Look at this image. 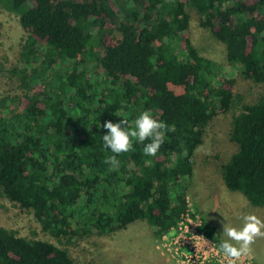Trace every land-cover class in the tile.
Here are the masks:
<instances>
[{
    "label": "trees",
    "instance_id": "obj_1",
    "mask_svg": "<svg viewBox=\"0 0 264 264\" xmlns=\"http://www.w3.org/2000/svg\"><path fill=\"white\" fill-rule=\"evenodd\" d=\"M8 3L24 39L8 69L20 93L0 98V196L31 211L60 244L0 225V264H76L64 242L138 219L157 237L175 228L189 213L182 178L192 177L194 151L218 113L233 111L237 145L221 178L264 206V0ZM191 11L224 45L227 62L262 86L254 102H242L235 78L193 46ZM145 110L172 129L156 156L135 142L121 154L104 148L106 121L131 127ZM197 230L221 239L206 220Z\"/></svg>",
    "mask_w": 264,
    "mask_h": 264
},
{
    "label": "rangeland",
    "instance_id": "obj_2",
    "mask_svg": "<svg viewBox=\"0 0 264 264\" xmlns=\"http://www.w3.org/2000/svg\"><path fill=\"white\" fill-rule=\"evenodd\" d=\"M190 38L200 55L211 59L226 76L235 78L234 92L242 102L256 100L262 86L245 79L241 75L239 64L227 62L224 45L200 25L199 16L193 11ZM23 39L24 31L18 16L10 9L8 0H0V98L20 93L17 82L9 76L8 69L16 63ZM7 105L14 107L16 102L8 101ZM238 106L234 108L237 111ZM1 108L2 106L0 110ZM232 112L213 116L206 128L203 142L194 151L193 175L182 178L187 186L191 216L160 237L155 236L153 227L146 220L138 219L129 223L125 229L113 233H92L72 238L68 244H63L75 263L187 264L182 262L180 253L172 242L179 232L185 234V230L193 227L198 220H206L214 225L219 235L222 233L220 221L224 220L222 215L236 226L241 223L240 217L244 214H255L264 220V206L252 205L242 193L229 190L221 178V165L237 150V145L229 139ZM227 221L224 220V223ZM0 225L15 229L19 235L29 239L60 244L53 235L42 231L31 211L20 208L4 196H0ZM240 260L243 263L249 261L252 264H264V236L257 237L250 246V253Z\"/></svg>",
    "mask_w": 264,
    "mask_h": 264
},
{
    "label": "clouds",
    "instance_id": "obj_3",
    "mask_svg": "<svg viewBox=\"0 0 264 264\" xmlns=\"http://www.w3.org/2000/svg\"><path fill=\"white\" fill-rule=\"evenodd\" d=\"M118 116V115H116ZM120 117V116H119ZM103 127L107 133L102 135L105 149L114 154L126 153L131 150L133 143L143 144V154L154 157L157 155L167 131L172 129L163 121L158 120L150 111L140 112L128 126V121L121 119L119 122L106 121ZM147 141V143H145ZM112 169L118 168L119 162L115 155L107 161ZM224 220L227 219L222 215ZM221 220L222 233L218 244L205 241L209 249H215L226 264H237L243 256L250 253V246L259 236H264V220L255 214H244L240 217L241 223L236 226Z\"/></svg>",
    "mask_w": 264,
    "mask_h": 264
},
{
    "label": "built area",
    "instance_id": "obj_4",
    "mask_svg": "<svg viewBox=\"0 0 264 264\" xmlns=\"http://www.w3.org/2000/svg\"><path fill=\"white\" fill-rule=\"evenodd\" d=\"M188 216H191L190 213L186 214L183 220ZM200 220H198V223H195L193 227L186 229L185 234L179 232L178 236L174 237L175 241L172 243L175 244L176 250L180 253L182 262L187 264H226L215 249L210 250L208 245H205V241L211 242V240L197 230ZM238 262L241 264H252V262L249 261L243 263V261L239 260L237 264H240Z\"/></svg>",
    "mask_w": 264,
    "mask_h": 264
}]
</instances>
